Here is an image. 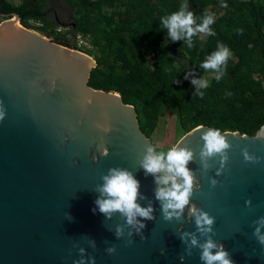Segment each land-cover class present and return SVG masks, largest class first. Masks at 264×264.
<instances>
[{
	"label": "water",
	"instance_id": "obj_1",
	"mask_svg": "<svg viewBox=\"0 0 264 264\" xmlns=\"http://www.w3.org/2000/svg\"><path fill=\"white\" fill-rule=\"evenodd\" d=\"M95 65L89 54L24 26L16 13L2 16L0 264H73L79 248L95 264H203L200 249L187 255L180 239L195 233L204 240L189 210L180 220H164L154 178L139 166L145 146H154L140 130L135 107L116 91L88 84ZM206 129L188 127L176 143L194 153L191 202L215 218L213 239L234 264H264V246L252 234V222L264 216V126L255 136L221 133L231 145L228 160L210 159L207 169L199 156ZM242 149L259 159L246 161ZM110 167L131 170L144 197L138 203L153 208L154 218L142 220L139 233L118 213L107 219L93 212L95 186ZM111 245L114 253L105 251Z\"/></svg>",
	"mask_w": 264,
	"mask_h": 264
},
{
	"label": "trees",
	"instance_id": "obj_2",
	"mask_svg": "<svg viewBox=\"0 0 264 264\" xmlns=\"http://www.w3.org/2000/svg\"><path fill=\"white\" fill-rule=\"evenodd\" d=\"M61 1L70 10L71 30L89 35L98 50L88 84L120 93L124 103L135 107L148 139L158 127L163 99L176 107L185 133L188 127L207 126L255 136L264 126V0H186L198 18L205 11L215 15V35H205L203 41L200 34L194 36L192 48L171 41L160 24L185 0ZM48 7L47 0H0V16L14 12L24 26L35 28L29 22L35 20L41 23L38 30L51 35L58 32L54 20L46 18ZM217 42L232 56L226 75L219 82L211 79L201 97L191 78L213 76L199 65Z\"/></svg>",
	"mask_w": 264,
	"mask_h": 264
},
{
	"label": "clouds",
	"instance_id": "obj_3",
	"mask_svg": "<svg viewBox=\"0 0 264 264\" xmlns=\"http://www.w3.org/2000/svg\"><path fill=\"white\" fill-rule=\"evenodd\" d=\"M221 7L227 8L226 3ZM199 19V22H197ZM215 23V15L205 11L199 18L189 9L185 2L181 3L179 9L169 15L160 18V24L167 30V35L171 41L182 40L188 48L193 47V37L198 34L214 36L215 31L211 27ZM239 31H243L240 29ZM232 52L223 43L217 42L216 49L207 55L205 60L199 65L205 73H212L209 77H192L191 84L196 88V95L203 96V89L210 86L211 79L219 82L226 75L227 62L231 58ZM188 75H191L189 72ZM188 78V76H186ZM178 82V81H177ZM6 110L0 103V120H3ZM103 131L108 129L104 125H97ZM203 144L199 150V156L203 167H209L207 161L216 157L220 158V163L225 165L228 160L227 150L231 147L224 135L217 129H206L202 132ZM246 161H257L259 157L250 155L247 149L241 150ZM193 150L187 145L175 144L167 151H157L153 147L145 146L144 152L139 160V166L143 169L145 175H152L155 189V198L161 204L162 217L166 221L173 219L180 220L185 209L189 210L194 218L196 233L204 237L201 242L195 233H183L180 236L181 241L186 245L187 255L192 254V248L200 249L199 258L203 264H234L228 250L223 244L213 239L215 235L213 225L215 218L206 211L196 208L192 202L193 187L195 175L188 167L193 160ZM219 174V171H218ZM102 183L95 186L98 193L94 203L96 208L107 219L118 213L125 221L126 225L134 228L138 233L144 227L142 220L153 219V208L151 204L142 207L138 200L144 199L140 193V182L128 168L110 167L106 174L100 177ZM214 187L217 184L215 179L210 180ZM245 205H251V200L246 199ZM70 216V215H69ZM71 217V216H70ZM254 224L253 236L261 246H264V216L258 217L252 222ZM117 238L123 236L122 227H117L115 232ZM131 232H129V237ZM144 239V237H141ZM132 241L129 240L128 243ZM91 247L95 248L94 241H88ZM115 246L111 245L105 249L108 253L115 252ZM79 259L73 261V264H95L94 257L85 258V250L78 249ZM163 252V250H161Z\"/></svg>",
	"mask_w": 264,
	"mask_h": 264
},
{
	"label": "rangeland",
	"instance_id": "obj_4",
	"mask_svg": "<svg viewBox=\"0 0 264 264\" xmlns=\"http://www.w3.org/2000/svg\"><path fill=\"white\" fill-rule=\"evenodd\" d=\"M11 2L17 4L20 0H10ZM48 8L46 9V18L54 20V28L56 30L55 34H51L54 38L60 40L63 43H69L74 49L82 51L85 48L91 53L90 56L94 59V56L98 53L96 46L92 45L89 35H82L79 32H74L71 30L70 25L72 24L70 10L61 0H47ZM211 14L212 11H210ZM1 20V18H0ZM30 24L35 27L34 30L39 33L38 26L40 22L35 20H30ZM90 27L95 28L94 25ZM51 28V27H49ZM203 41L205 34H200ZM85 49V50H86ZM84 52V51H82ZM185 134L179 123V118L177 115L176 107L167 99H163L161 111L159 115L158 127L151 136V144L157 151H167L173 145H175Z\"/></svg>",
	"mask_w": 264,
	"mask_h": 264
},
{
	"label": "flooded vegetation",
	"instance_id": "obj_5",
	"mask_svg": "<svg viewBox=\"0 0 264 264\" xmlns=\"http://www.w3.org/2000/svg\"><path fill=\"white\" fill-rule=\"evenodd\" d=\"M20 2H21V0H20ZM20 2H19V3H20ZM19 3H17V4H19ZM0 18H2V16H0Z\"/></svg>",
	"mask_w": 264,
	"mask_h": 264
},
{
	"label": "bare ground",
	"instance_id": "obj_6",
	"mask_svg": "<svg viewBox=\"0 0 264 264\" xmlns=\"http://www.w3.org/2000/svg\"><path fill=\"white\" fill-rule=\"evenodd\" d=\"M14 20H16V19H14Z\"/></svg>",
	"mask_w": 264,
	"mask_h": 264
}]
</instances>
